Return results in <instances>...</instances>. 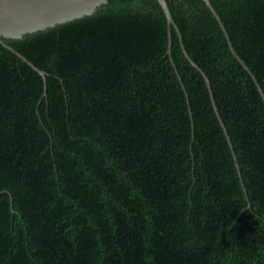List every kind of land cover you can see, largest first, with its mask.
I'll return each mask as SVG.
<instances>
[{
	"label": "trees",
	"instance_id": "trees-1",
	"mask_svg": "<svg viewBox=\"0 0 264 264\" xmlns=\"http://www.w3.org/2000/svg\"><path fill=\"white\" fill-rule=\"evenodd\" d=\"M167 1L232 146L158 0L7 40L46 86L0 43V264H264V99L205 2ZM211 1L264 90V0Z\"/></svg>",
	"mask_w": 264,
	"mask_h": 264
},
{
	"label": "water",
	"instance_id": "water-1",
	"mask_svg": "<svg viewBox=\"0 0 264 264\" xmlns=\"http://www.w3.org/2000/svg\"><path fill=\"white\" fill-rule=\"evenodd\" d=\"M163 12L167 18L168 23V36H169V48L168 53L170 54L171 61L173 62L178 77L182 83L183 89L186 92L187 100L189 102V96L186 86L182 80L179 70L176 66L175 60L172 54V31L171 27L174 26L179 32L180 39L182 41V47L185 56L190 60V62L202 73L204 79L206 80L207 86L210 91L211 99L213 102L214 109L220 120V123L225 131L230 145L232 146L231 138L228 133L227 127L220 115L216 101L213 95L211 80L208 77L205 70L191 57L187 51L185 44L183 42L182 33L180 28L175 21L169 3L167 0H158ZM206 6L209 8L211 13L219 22L222 27L225 36L227 37L229 47L235 57L243 64V66L249 71L253 80L256 82L259 91L261 92L262 98L264 99V90L260 85L258 78L250 69L248 64L244 61L241 55L236 51L226 26L219 15L218 11L212 4L211 0H203ZM107 2V0H0V43L6 46L8 49L15 52L24 61L30 64L34 69H36L44 78L45 86L47 85V75L49 74L46 70L38 67L35 63L28 59L23 53L15 49L10 45L7 40L18 39L24 37L26 34L35 33L38 31L46 30L48 28L55 27L57 25L82 18L93 14L98 6L102 3ZM191 112V108L189 109ZM235 159L237 158L235 152L233 151ZM239 166V164L237 163ZM241 175V174H240Z\"/></svg>",
	"mask_w": 264,
	"mask_h": 264
}]
</instances>
